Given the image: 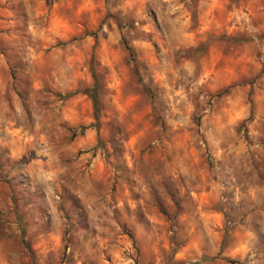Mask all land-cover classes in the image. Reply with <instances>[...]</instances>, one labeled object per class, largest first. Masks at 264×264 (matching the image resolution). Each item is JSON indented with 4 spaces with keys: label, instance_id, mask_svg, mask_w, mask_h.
<instances>
[{
    "label": "rangeland",
    "instance_id": "374dc122",
    "mask_svg": "<svg viewBox=\"0 0 264 264\" xmlns=\"http://www.w3.org/2000/svg\"><path fill=\"white\" fill-rule=\"evenodd\" d=\"M0 264H264V0H0Z\"/></svg>",
    "mask_w": 264,
    "mask_h": 264
},
{
    "label": "trees",
    "instance_id": "16d2710c",
    "mask_svg": "<svg viewBox=\"0 0 264 264\" xmlns=\"http://www.w3.org/2000/svg\"><path fill=\"white\" fill-rule=\"evenodd\" d=\"M122 43L128 52V56H129L128 59L133 62L134 76L136 77L138 82H142V79H141L140 74H139V70H138L137 65L135 63V60H134L132 47L123 39H122ZM84 92H85V94L88 95V97L90 98L91 103H92L94 123L91 126L98 128L99 127V115H100L101 103H100V97H99V93H98L97 81L95 80L93 86L91 88L85 89ZM85 129H86V126H82L81 130H80V134H82Z\"/></svg>",
    "mask_w": 264,
    "mask_h": 264
}]
</instances>
